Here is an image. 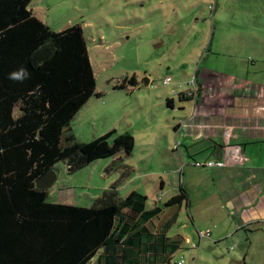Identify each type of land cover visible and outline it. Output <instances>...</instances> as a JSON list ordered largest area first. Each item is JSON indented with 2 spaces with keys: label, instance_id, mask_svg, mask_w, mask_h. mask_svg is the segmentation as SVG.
Instances as JSON below:
<instances>
[{
  "label": "rangeland",
  "instance_id": "374dc122",
  "mask_svg": "<svg viewBox=\"0 0 264 264\" xmlns=\"http://www.w3.org/2000/svg\"><path fill=\"white\" fill-rule=\"evenodd\" d=\"M74 5L75 14L66 15ZM60 9L62 23L72 18V25L82 26V14L93 21L82 29L100 95L77 111L68 132L81 143L110 131L129 133L134 148L130 155L119 152L73 172L65 161L56 163L49 200L90 207L114 187L120 199L132 191L145 196L150 210L166 208L182 191L187 199L167 237L180 235L183 241L161 264H264V226L237 228V219L219 198L224 186L207 168L193 164H203L217 140L193 143L184 138V127L176 134L175 124H169L172 116L178 121L181 105L190 111L205 106L201 94L217 80L236 83L245 94L264 90V0H75ZM181 94L191 99L180 101ZM168 99L174 102V114ZM171 208L147 228L163 224ZM198 231L211 235L200 247Z\"/></svg>",
  "mask_w": 264,
  "mask_h": 264
},
{
  "label": "trees",
  "instance_id": "16d2710c",
  "mask_svg": "<svg viewBox=\"0 0 264 264\" xmlns=\"http://www.w3.org/2000/svg\"><path fill=\"white\" fill-rule=\"evenodd\" d=\"M31 1L0 0V264L168 262L180 245L167 237L171 222L155 236L127 222L124 210L144 222L162 212L146 210L145 196L132 191L120 199L112 187L83 207L51 203L47 189L36 187L60 161L73 172L130 155L134 138L110 131L81 143L68 132L77 111L98 96L86 40L79 24L50 29L28 9ZM186 199L181 191L164 207Z\"/></svg>",
  "mask_w": 264,
  "mask_h": 264
},
{
  "label": "crops",
  "instance_id": "0c3cea01",
  "mask_svg": "<svg viewBox=\"0 0 264 264\" xmlns=\"http://www.w3.org/2000/svg\"><path fill=\"white\" fill-rule=\"evenodd\" d=\"M73 2L75 0H32L28 9L53 31H61L69 25L71 26L73 21L72 18H68L62 23L65 17L60 8L67 7ZM61 4L64 5L60 7ZM53 8L56 9L55 12H52ZM85 8L87 7L83 9ZM89 8L87 9L89 10ZM79 10L81 11L82 8ZM70 13L75 14V5L71 11H66V15ZM81 13L83 12L81 11ZM82 17L84 18L83 28L93 25V21L85 18L84 14ZM215 83V87L209 85L210 91L201 94L206 100L205 106L198 107V110L194 107L193 111H190L181 105L178 108L180 110L178 121L175 122V117L172 116L169 124H175L176 134H180L181 127H184L186 135L184 138L190 139L193 143L206 139L211 140V138L217 140V142L213 141L214 152L207 157V160L222 162L223 165L202 166L207 168L209 173H213L217 183L224 186L220 192L221 195L217 196L224 198L222 204L229 210L232 219H237V228H245L248 225L264 226V90L247 89V92L253 91V94H245L241 86L236 83H231V86L218 80ZM94 97H100V95ZM178 98L180 101H186L190 100L191 96L181 94ZM169 100L166 101V104L174 114L176 111L174 102L170 100L168 103ZM111 103L116 104L114 101ZM246 145L253 146L257 150L252 153V150H248ZM175 171L176 169H173L172 173ZM158 186L160 189L164 188L162 180ZM48 189L47 200L49 202L68 205L59 201L60 199L49 200ZM181 205L177 206L179 208L173 206L166 221L161 225H156L152 231L150 230V233L155 236V234L163 232L169 222L171 225L175 224ZM168 208L170 207L164 208L158 216L164 214L165 209ZM124 212L127 214V222L133 229L142 225L147 227L149 222H144L138 214L129 210H124ZM177 236L168 238L170 241L181 244L183 239L180 235ZM198 247H200V242ZM89 264H96L95 258Z\"/></svg>",
  "mask_w": 264,
  "mask_h": 264
},
{
  "label": "water",
  "instance_id": "95a60500",
  "mask_svg": "<svg viewBox=\"0 0 264 264\" xmlns=\"http://www.w3.org/2000/svg\"><path fill=\"white\" fill-rule=\"evenodd\" d=\"M54 180H55V175H54V172L51 170L47 172L45 175H43L42 177H40L35 182V185L37 188L48 189L52 186Z\"/></svg>",
  "mask_w": 264,
  "mask_h": 264
},
{
  "label": "built area",
  "instance_id": "2783aa9c",
  "mask_svg": "<svg viewBox=\"0 0 264 264\" xmlns=\"http://www.w3.org/2000/svg\"><path fill=\"white\" fill-rule=\"evenodd\" d=\"M168 82H169V78H165L162 83H163V85H166ZM193 164L195 166H197V167H200V166L213 167V166H222L223 165L222 162H214V161H211V160L206 161L204 164H200L198 162H194ZM208 236H209V232L208 231L207 232H200L198 234L199 240H201V239H203L205 237H208ZM193 247H196V246L193 244Z\"/></svg>",
  "mask_w": 264,
  "mask_h": 264
}]
</instances>
